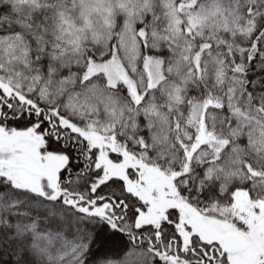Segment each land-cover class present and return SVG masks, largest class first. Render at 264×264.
Segmentation results:
<instances>
[{
  "label": "snow or ice",
  "instance_id": "1",
  "mask_svg": "<svg viewBox=\"0 0 264 264\" xmlns=\"http://www.w3.org/2000/svg\"><path fill=\"white\" fill-rule=\"evenodd\" d=\"M0 264H264V0H0Z\"/></svg>",
  "mask_w": 264,
  "mask_h": 264
}]
</instances>
